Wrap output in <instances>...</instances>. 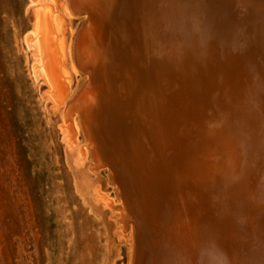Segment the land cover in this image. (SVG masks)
Instances as JSON below:
<instances>
[{
	"label": "rangeland",
	"instance_id": "1",
	"mask_svg": "<svg viewBox=\"0 0 264 264\" xmlns=\"http://www.w3.org/2000/svg\"><path fill=\"white\" fill-rule=\"evenodd\" d=\"M31 2L0 0V264H264V0H41L55 100Z\"/></svg>",
	"mask_w": 264,
	"mask_h": 264
},
{
	"label": "bare ground",
	"instance_id": "2",
	"mask_svg": "<svg viewBox=\"0 0 264 264\" xmlns=\"http://www.w3.org/2000/svg\"><path fill=\"white\" fill-rule=\"evenodd\" d=\"M31 7L34 11V26L28 43L34 51L33 71L36 78L42 77L48 82L51 97L54 100L55 97L61 99L69 77L65 69L66 49L60 25L48 4L32 0Z\"/></svg>",
	"mask_w": 264,
	"mask_h": 264
}]
</instances>
